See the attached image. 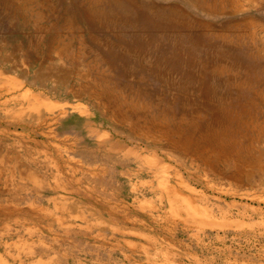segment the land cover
<instances>
[{
  "label": "rangeland",
  "instance_id": "1",
  "mask_svg": "<svg viewBox=\"0 0 264 264\" xmlns=\"http://www.w3.org/2000/svg\"><path fill=\"white\" fill-rule=\"evenodd\" d=\"M0 263L264 264V0H0Z\"/></svg>",
  "mask_w": 264,
  "mask_h": 264
},
{
  "label": "bare ground",
  "instance_id": "2",
  "mask_svg": "<svg viewBox=\"0 0 264 264\" xmlns=\"http://www.w3.org/2000/svg\"><path fill=\"white\" fill-rule=\"evenodd\" d=\"M85 1V0H84ZM112 1V0H111ZM91 2V1H90ZM118 3V2H117ZM124 3V2H123ZM89 4V3H88ZM117 5H119V4H117ZM83 6V5H82ZM81 6V7H82ZM90 6V5H89ZM126 6V5H125ZM124 6V7H125ZM88 7V6H87ZM92 7V6H91ZM84 8V7H83ZM109 9V8H108ZM82 10V9H81ZM104 10V9H103ZM110 10H112V9H110ZM114 10V9H113ZM83 11V10H82ZM81 11V12H82ZM98 11V10H97ZM120 11V10H119ZM85 12H86V10H85ZM99 12H101V11H99ZM108 12H109V10H108ZM155 12V11H154ZM158 12H161V11H158ZM95 13V12H94ZM107 13V12H106ZM112 15V14H111ZM159 15H161V14H159ZM90 16V15H89ZM156 16V15H155ZM155 16H154V18H155ZM100 17V16H99ZM90 18V17H89ZM96 18V17H95ZM91 19V18H90ZM93 19V18H92ZM161 19V18H160ZM97 20V19H96ZM100 20V19H99ZM104 20V19H103ZM94 21V20H93ZM162 21V20H161ZM107 22V21H106ZM100 28H101V26H100ZM105 31V30H104ZM33 98V97H32ZM34 98H36V97H34ZM37 99V98H36ZM32 100H34V99H32ZM39 101V100H38ZM36 104H38V102H36V101H34ZM210 136V135H209ZM1 264V263H0Z\"/></svg>",
  "mask_w": 264,
  "mask_h": 264
}]
</instances>
